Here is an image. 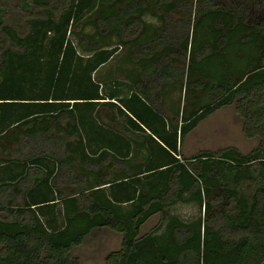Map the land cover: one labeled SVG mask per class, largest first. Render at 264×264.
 <instances>
[{
    "label": "trees",
    "instance_id": "obj_1",
    "mask_svg": "<svg viewBox=\"0 0 264 264\" xmlns=\"http://www.w3.org/2000/svg\"><path fill=\"white\" fill-rule=\"evenodd\" d=\"M20 7L23 31L0 13V264H82L73 250L101 229L121 235L104 264H264V0ZM118 44L139 68L129 96L95 78ZM165 85L181 100L170 120ZM102 105L126 122L110 124ZM229 105L259 144L182 154ZM177 203L202 211L183 220Z\"/></svg>",
    "mask_w": 264,
    "mask_h": 264
},
{
    "label": "rangeland",
    "instance_id": "obj_2",
    "mask_svg": "<svg viewBox=\"0 0 264 264\" xmlns=\"http://www.w3.org/2000/svg\"><path fill=\"white\" fill-rule=\"evenodd\" d=\"M30 3L32 0H27ZM21 0H0V8L4 11V23H10L23 31L26 27L25 20L27 11H22L20 8ZM146 22H151L158 25L159 21L149 15L144 16ZM87 31H92L93 27L90 25ZM111 41L117 42L113 36ZM10 43L0 33V52L9 47ZM127 47L124 44H118V50L114 56L104 65L100 66L95 72V78L102 81L105 86L112 81L122 91L128 79L131 76L130 72H136L139 68L134 63L125 58ZM112 82V83H113ZM106 90V89H105ZM162 109L165 117L170 120L176 116L178 106H181L179 92L173 89L170 85H165L162 97ZM117 102V101H115ZM114 104L116 105L117 103ZM115 105L111 107L102 105V112L106 116H113L115 123L122 124V118L115 114ZM106 123V121H104ZM108 124V123H107ZM112 124V123H110ZM257 137H246L242 130V121L236 114L233 106H223L210 115L202 119L198 125L191 130L183 139L181 144V152L185 156H191L200 150L216 151L225 146H235L241 152H249L259 144ZM77 165V164H76ZM177 206H184V215L177 214L175 209ZM198 205L189 203H177L171 207L172 213L176 214L183 220H191L201 213ZM160 220L159 214L151 216L141 227V234H144L154 228ZM86 241L79 247L73 250V255L77 256L82 264H104L105 255L111 250H117L120 247L121 235L109 229H101L93 233Z\"/></svg>",
    "mask_w": 264,
    "mask_h": 264
},
{
    "label": "crops",
    "instance_id": "obj_3",
    "mask_svg": "<svg viewBox=\"0 0 264 264\" xmlns=\"http://www.w3.org/2000/svg\"><path fill=\"white\" fill-rule=\"evenodd\" d=\"M126 78L128 79V81H127V83L125 84V87H126V88H125L124 90L121 91L122 96H129V94L132 92V88H133V77H132V76H128V77H126ZM111 83H112V82H111ZM113 83H114V82H113ZM107 85H108V88H107L108 91L119 89V87L116 86V84H115V85H111V87H110L109 84H107ZM112 101L115 102L114 99H112ZM114 107H115V111H116L115 114L118 116V114H117V108H116V106H114ZM119 117L122 118V124L126 122V118H124L123 116H119ZM116 118H117V117H115V118L113 119V121H112V125H115V124H116V123H115V119H116Z\"/></svg>",
    "mask_w": 264,
    "mask_h": 264
},
{
    "label": "clouds",
    "instance_id": "obj_4",
    "mask_svg": "<svg viewBox=\"0 0 264 264\" xmlns=\"http://www.w3.org/2000/svg\"><path fill=\"white\" fill-rule=\"evenodd\" d=\"M175 211L177 212V214H180V215H184L185 212H184V206H177V208L175 209Z\"/></svg>",
    "mask_w": 264,
    "mask_h": 264
}]
</instances>
